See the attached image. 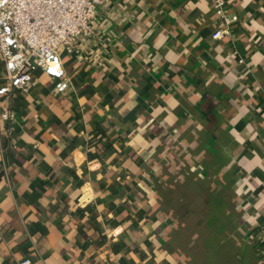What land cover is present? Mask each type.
<instances>
[{
  "label": "crops",
  "instance_id": "crops-1",
  "mask_svg": "<svg viewBox=\"0 0 264 264\" xmlns=\"http://www.w3.org/2000/svg\"><path fill=\"white\" fill-rule=\"evenodd\" d=\"M225 1L215 39V0H112L101 48L34 72L0 117V264H264V0Z\"/></svg>",
  "mask_w": 264,
  "mask_h": 264
},
{
  "label": "built area",
  "instance_id": "built-area-1",
  "mask_svg": "<svg viewBox=\"0 0 264 264\" xmlns=\"http://www.w3.org/2000/svg\"><path fill=\"white\" fill-rule=\"evenodd\" d=\"M112 0H0V58L5 75L0 94L3 98L0 117L15 121L13 101L28 94L34 86L32 75L42 70L54 79L65 72L61 50L79 54L83 40L101 48L99 23L101 9ZM214 10L221 20L213 38L230 34V26L238 20L230 14L225 0H215ZM243 60H239L242 63ZM68 83L60 82L55 91ZM21 264H31L25 259Z\"/></svg>",
  "mask_w": 264,
  "mask_h": 264
},
{
  "label": "trees",
  "instance_id": "trees-1",
  "mask_svg": "<svg viewBox=\"0 0 264 264\" xmlns=\"http://www.w3.org/2000/svg\"><path fill=\"white\" fill-rule=\"evenodd\" d=\"M213 225H207L208 226L207 229L214 230L216 226H213ZM254 233H255V230L249 231L247 233V236L245 237V239L247 240L249 237H251L253 239V242H251L252 244H250L251 245V251H252L251 255H253L254 258H256V257L258 258L259 256L264 255V245H263L264 240H262V238H260V234H254ZM240 251L242 254H246L245 250L241 249ZM226 259H228V260H226ZM210 261L214 262V260H212V259ZM232 261H233V258L224 257V264H234ZM211 262H210V264H214Z\"/></svg>",
  "mask_w": 264,
  "mask_h": 264
}]
</instances>
